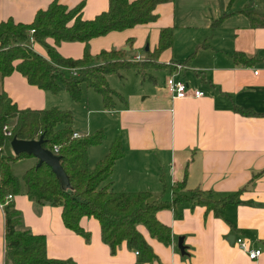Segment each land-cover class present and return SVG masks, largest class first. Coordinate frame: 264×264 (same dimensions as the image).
<instances>
[{
  "label": "crops",
  "instance_id": "obj_1",
  "mask_svg": "<svg viewBox=\"0 0 264 264\" xmlns=\"http://www.w3.org/2000/svg\"><path fill=\"white\" fill-rule=\"evenodd\" d=\"M54 2L69 9L83 5L85 20L109 9V0H0V23L31 24L38 12ZM247 11L264 14V0H174L156 8L157 19L152 23L89 42L93 57L129 48L132 59L140 60L157 50L161 31L173 32V45L154 61L156 67L148 68L144 76L131 69L136 76L132 87L117 89L111 84V75L107 77L109 87L118 94L112 108L106 109L98 92V97L87 98L86 133L78 134L105 133L104 141L88 150L89 170L96 169L116 142L124 152L103 187L117 193L149 192L172 203L174 187L186 179L182 193L187 196L199 192L214 202L229 197L234 201L210 210L194 199L159 211L157 220L170 228L172 241L165 245L138 226L156 256L146 262L126 242L112 254L95 218L80 221L89 238L68 229L63 208L31 201L22 183L21 193L12 195L11 202L22 215L20 230L45 236L47 257L54 264H264V28H252ZM46 43L73 60L83 59L87 47L81 42L56 46L52 38ZM32 47L49 59L45 45L36 42ZM236 53L255 62L238 65ZM177 64L185 68L178 71ZM75 70L78 74L79 69ZM123 72L118 74L122 80ZM172 76L204 96L172 99L167 91ZM2 92L21 110H50L60 109L57 100L65 91L58 95L43 91L14 72L0 80ZM235 106L258 115L243 116ZM94 116L99 119L95 126ZM18 162L27 163L26 171L38 164L35 158ZM180 238H184L185 255L178 247ZM238 238L250 250H261V256L250 259L236 243ZM0 264H7L1 203Z\"/></svg>",
  "mask_w": 264,
  "mask_h": 264
},
{
  "label": "trees",
  "instance_id": "obj_2",
  "mask_svg": "<svg viewBox=\"0 0 264 264\" xmlns=\"http://www.w3.org/2000/svg\"><path fill=\"white\" fill-rule=\"evenodd\" d=\"M174 0H109V9L93 20L83 18V5L69 9L54 2L47 10L37 13L31 24H16L12 20L0 23V80L14 72L24 76L30 85L58 95L67 91L75 102L82 98V86L93 89L103 97L106 109L114 105L118 94L108 84L107 77L118 75L120 71L134 69L144 76L148 68H154V61L173 45V32L170 29L161 31L160 44L154 53L142 60H134L131 51H103L93 57L89 42L111 32H122L139 25L156 21V8ZM252 28H264V14L256 11L245 12ZM35 30L37 43L48 49L49 59L34 51L30 44V31ZM48 38L56 46L63 42H81L87 45L81 60L62 57L56 47L46 43ZM131 44V42L129 43ZM255 59H249L243 53H236L234 61L238 65H251ZM79 69L77 76L67 77L66 72ZM235 111L243 116H257L258 113L235 106ZM72 112L58 108L50 110H21L5 92L0 94V146L10 144L15 138L19 140H37L44 137V148L52 151L59 147L58 156L66 172L70 187L65 189L51 167L43 164L27 170L21 178L14 175L12 165L20 160L33 158L28 155L0 158V203L4 204L9 195L21 193L22 183L26 195L31 201L63 208V222L73 232L89 238L80 226L83 217H92L99 221L102 240L110 246L112 254L126 242L130 249L140 252L143 261L151 262L156 256L138 226H144L150 235L165 245L172 241L169 227L157 220V213L179 203L197 200V203L214 209L216 205L225 206L233 202L229 197L221 202H214L203 193L192 196L182 193L186 188V179L173 189L172 203L155 198L149 192H121L110 190L103 184L110 178L116 162L124 156L122 144L116 142L108 156L101 161L94 171L89 170L88 150L100 145L105 138L103 130L90 136L73 139ZM12 131V137L5 136V127ZM6 222V261L7 264H54L47 257L45 236L22 231L21 213L13 204L5 205ZM219 216L220 212H216Z\"/></svg>",
  "mask_w": 264,
  "mask_h": 264
},
{
  "label": "rangeland",
  "instance_id": "obj_3",
  "mask_svg": "<svg viewBox=\"0 0 264 264\" xmlns=\"http://www.w3.org/2000/svg\"><path fill=\"white\" fill-rule=\"evenodd\" d=\"M139 58H140V60L144 59L142 57H139ZM121 74L124 76V80H122L120 78V76L114 74V75H111V78H110L111 84L113 86H115L117 89L122 88V90H124L126 87L127 88L130 86L132 87L133 82L135 81L134 79H136L135 73L131 69H126L125 72H123ZM66 76L72 77L71 73H69V72L68 73L66 72ZM148 85H151V84H148ZM113 90H115V89H113ZM96 93L97 92H94L93 90L88 91L86 86H82V98L78 102H75L67 91H65L64 94L61 93L60 96L58 97L57 102H58L59 108L63 111L72 112V114H73L74 123H73L72 127H73V130L75 132L78 131L77 133H80L82 135L86 133V130H85L86 102H87V98L89 95H96L97 96L98 94H96ZM98 120L99 119L96 118V116H94V119H93V121H94L93 125L94 126L96 123H99V122H97ZM88 135L90 136L91 133H89ZM10 149H11V147L8 145L4 150L3 157L11 156L10 155V153H11ZM26 168L28 169L26 162H17L16 164L14 163V165L12 166V170H13L14 174L16 176H18L19 178L23 176L24 172L26 171Z\"/></svg>",
  "mask_w": 264,
  "mask_h": 264
},
{
  "label": "built area",
  "instance_id": "obj_4",
  "mask_svg": "<svg viewBox=\"0 0 264 264\" xmlns=\"http://www.w3.org/2000/svg\"><path fill=\"white\" fill-rule=\"evenodd\" d=\"M36 33L35 30L30 31V44L33 46L36 43V40L34 38V34ZM175 68L179 71V70H183L185 67L181 64H177L175 65ZM73 76H77V71L76 70H72L71 71ZM176 77L172 76L171 78L168 79L167 81V91L170 94V96L172 97V99L175 100H188L191 98H195V99H199L202 98L204 96V93L199 91V90H194L188 87V85L184 82L181 81H177L175 79ZM5 136L7 138H11L12 137V131L11 129L6 126L5 129ZM82 136L78 133H74L73 135V139H80ZM59 147H54L53 149V153L58 155L59 153ZM3 153H4V146H0V158L3 157ZM13 199L12 195H9L6 198V202L4 204H1V207L4 208L5 205H9L11 204ZM236 243L240 246V248L245 251L249 258L252 260H256L257 258H259L262 254L261 250H250L249 246L247 244L246 241L242 240V239H236ZM140 252H136V255H139Z\"/></svg>",
  "mask_w": 264,
  "mask_h": 264
},
{
  "label": "water",
  "instance_id": "obj_5",
  "mask_svg": "<svg viewBox=\"0 0 264 264\" xmlns=\"http://www.w3.org/2000/svg\"><path fill=\"white\" fill-rule=\"evenodd\" d=\"M130 49L127 48L126 51ZM44 137L41 136L37 140H19L17 138L13 139L10 146L13 150L14 156L18 157L20 155H28L38 160L37 167H41L43 164L51 167L52 171L55 173L57 178L61 181L63 188L67 189L70 187V180L61 166V159L58 155L54 154L44 148ZM178 247L183 255L186 254V247L184 246V238L179 239Z\"/></svg>",
  "mask_w": 264,
  "mask_h": 264
}]
</instances>
